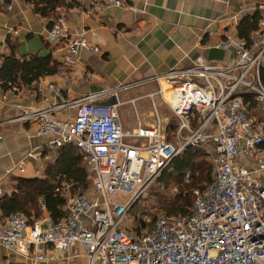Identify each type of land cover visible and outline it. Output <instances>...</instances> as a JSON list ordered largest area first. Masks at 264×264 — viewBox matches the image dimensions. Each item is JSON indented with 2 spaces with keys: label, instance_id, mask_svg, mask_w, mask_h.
<instances>
[{
  "label": "built area",
  "instance_id": "1",
  "mask_svg": "<svg viewBox=\"0 0 264 264\" xmlns=\"http://www.w3.org/2000/svg\"><path fill=\"white\" fill-rule=\"evenodd\" d=\"M131 1L102 0L94 8L98 12L113 7L135 9ZM257 11L259 28L250 41L229 33L212 44L233 50L231 62L198 57L187 68L143 80L164 81L169 86L159 85L147 95L154 108L150 125L139 121L126 131L121 120L123 104L98 101L139 83L48 107H24L15 120L36 122L49 149L66 144L80 148L87 159L92 190L70 194L68 215L60 221L49 216L30 223L21 213L0 219V244L33 264L52 261L55 254L65 255L76 245L89 264H264V183L258 178L264 172V135L245 100L252 95L264 101V4ZM48 39L64 45L72 65L78 63L82 50L102 53L85 32L70 31L64 16L52 22ZM61 74L66 82L72 79L70 69ZM49 88L59 90L54 85ZM6 98L0 81V103ZM163 104L176 122L175 140H169L170 123L158 111ZM70 105L77 106L74 118L62 120L55 115ZM188 147L208 153L211 184L192 190L195 203L188 215L163 214L150 229L134 232L127 219L135 197ZM240 156L256 159V169L241 163ZM13 172L8 169L7 175ZM3 181L0 177V197Z\"/></svg>",
  "mask_w": 264,
  "mask_h": 264
},
{
  "label": "crops",
  "instance_id": "2",
  "mask_svg": "<svg viewBox=\"0 0 264 264\" xmlns=\"http://www.w3.org/2000/svg\"><path fill=\"white\" fill-rule=\"evenodd\" d=\"M34 1H0V59L12 53L10 40L16 45L17 57L50 56L59 68L55 74L42 77L31 85L18 87L9 84L10 87L5 88L7 98L0 103V177L4 180V195L14 191V178L43 177L47 162L54 160L59 150L47 147V137L38 134L36 122L15 120L24 107H48L53 103L62 104L91 93L139 83L118 91L116 95H103L98 101L101 104H123L121 120L126 131L136 127L139 121L150 125L154 108L147 95L159 85L164 89L169 86L164 81L159 84L143 80L172 69L187 68L198 57L217 63L231 62L235 56L233 50L216 48L212 44L225 38L226 34L239 35L238 25L243 18L253 16L264 4V0H133L129 5L135 9L113 7L98 12L94 6L102 0H60L55 13L44 16L36 10ZM56 16H64L70 31L85 32L102 53L82 50L77 57L78 63L72 65L64 45L48 39V31ZM66 69L72 71L69 82L61 74ZM49 85L59 90L49 88ZM250 104L247 102L248 107ZM76 111L77 106L70 105L56 110L55 115L68 120L75 117ZM158 111L170 123L167 136L169 138L172 134L173 138L169 140H175V128L171 127L172 123L176 124L173 115L166 116L162 105ZM249 114L257 120L264 135V101L256 100V106ZM239 161L252 169L257 167L256 159L240 156ZM11 168L14 172L7 175ZM259 175L264 183V172ZM91 190L92 184L88 191ZM41 210L35 220L50 216L42 201ZM66 211L68 215L67 206ZM55 255L54 260L41 264H89L79 245L73 246L65 255ZM0 264L33 262L0 244Z\"/></svg>",
  "mask_w": 264,
  "mask_h": 264
},
{
  "label": "trees",
  "instance_id": "3",
  "mask_svg": "<svg viewBox=\"0 0 264 264\" xmlns=\"http://www.w3.org/2000/svg\"><path fill=\"white\" fill-rule=\"evenodd\" d=\"M34 2L36 10L47 16L49 13H55L60 0H35ZM56 17L58 18V16ZM259 20L258 12L253 16L243 18L238 25L239 36L250 40L251 34L259 28ZM9 45L12 53L1 58L0 80L4 88L10 87L9 84L18 87L31 85L40 78L57 72L59 66L52 62L50 56L43 57L39 54H32L17 57L15 43L9 40ZM262 78L264 81V68ZM245 100L251 102L248 107V113H250V109L256 106V100L252 95H246ZM171 127L175 128L176 124L172 123ZM169 138H173L172 134H169ZM208 158L209 155L205 150L188 147L162 172L158 182L164 186V189H161L157 184V187L155 185L152 189L159 187L161 191L163 190L158 192L161 196L160 207L166 211L167 215L186 216L191 212L195 203L192 190L204 188L212 182V166ZM187 175L188 180L185 179ZM66 185H69V188ZM172 187L179 190L176 197L169 195L168 189ZM90 188L87 159L80 148L66 144L59 148L54 160L47 162L43 177L14 178V191L0 197L2 211L0 219L13 213H22L27 216L30 223H33L42 213V201L53 220H63L67 217L68 193L71 195L83 193ZM140 224L145 228L151 227V224L145 222H140ZM133 231L139 233L141 229L137 228L136 231Z\"/></svg>",
  "mask_w": 264,
  "mask_h": 264
},
{
  "label": "rangeland",
  "instance_id": "4",
  "mask_svg": "<svg viewBox=\"0 0 264 264\" xmlns=\"http://www.w3.org/2000/svg\"><path fill=\"white\" fill-rule=\"evenodd\" d=\"M166 112L165 115H172L170 110L166 105H162ZM161 111H163V108H160ZM257 118V117H256ZM258 119V118H257ZM209 159V158H208ZM210 162V160H209ZM258 178L262 179L261 175H258ZM186 180L189 179L188 175L185 177ZM158 185L161 189H164V186L159 184L158 179L153 183L148 189H146L144 192L140 193L135 197L133 201L132 208L129 212L128 219H127V226L130 229H133L136 231V229H141V230H148L152 227L156 219L163 215L167 214L166 211H164L160 207V201H161V196H159L158 192H162L159 187L158 189H152L153 186ZM156 185V187H157ZM169 195L176 197L179 190L176 188H169L168 189ZM165 196V195H163ZM126 198V197H125ZM123 198V199H125ZM140 222H145L146 224H151V227L148 226L147 228L140 226Z\"/></svg>",
  "mask_w": 264,
  "mask_h": 264
},
{
  "label": "water",
  "instance_id": "5",
  "mask_svg": "<svg viewBox=\"0 0 264 264\" xmlns=\"http://www.w3.org/2000/svg\"><path fill=\"white\" fill-rule=\"evenodd\" d=\"M114 101H115V99H114ZM111 104V103H110Z\"/></svg>",
  "mask_w": 264,
  "mask_h": 264
}]
</instances>
